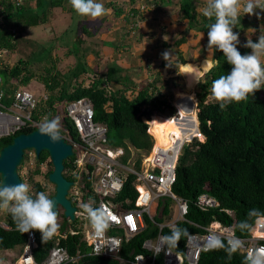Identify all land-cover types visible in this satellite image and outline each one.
<instances>
[{"label":"trees","instance_id":"16d2710c","mask_svg":"<svg viewBox=\"0 0 264 264\" xmlns=\"http://www.w3.org/2000/svg\"><path fill=\"white\" fill-rule=\"evenodd\" d=\"M136 2H145L152 9H140L139 6H133ZM197 3L198 0H109L107 5L114 9V14L123 15L124 20L130 23L129 30L123 33L124 36L136 33L139 28L138 21L146 17L142 14L143 11L152 10L156 14L166 6H176L178 19L186 20L185 28L174 39L159 42L163 49L169 48L176 54L167 69L169 73L173 72L176 75L163 78L160 69L164 65V59L163 56H159L160 59L156 60L153 66H147L149 73L146 80L137 84L133 74L127 72L129 66L116 62L117 58H111L105 65L103 79L93 78L90 83L84 84L78 77L88 72L90 68L83 59L84 51L82 50L80 54L78 48L83 40L77 38L75 41L78 43L77 48L67 51L70 55L75 52L77 57L75 65L67 73H61L56 68L55 60L51 58L50 52L54 43H51L52 47L49 48L48 60L43 59L38 68L30 66L23 46L18 45L22 38L21 32L27 27L48 22L51 16L53 17L54 8L76 13L68 0H33V2L31 0H0V55H2L0 73L5 78L4 87L6 84L4 90L0 89V109L11 108L15 92L20 89L30 90L25 86L35 79L42 84L45 94L35 95L30 90L35 98V105L30 109L31 120L41 124L45 118L57 119L60 134L76 140L78 137L74 124L65 108L72 101L87 97L93 105L94 121L103 122L107 126V142L110 145H122L126 149L125 157L129 155L128 145L141 151L149 150L153 144V138L147 132V124L142 121L141 116L145 115L149 119L153 113L173 115L174 107L170 103L173 92L175 91L174 98L184 94L183 86L175 83L176 78L180 77L178 70L186 62L196 61L194 57L183 54V51L178 48L182 43L188 42V35L191 31H194V35L201 34L204 42L207 43L208 26L215 22L214 17L209 19L202 14V11L197 10ZM255 22V16L240 14V22L233 28V31L241 33L255 25ZM78 24L86 34H90L84 22ZM139 35L141 36L142 33ZM252 41L257 42V39H252ZM115 45L118 44L115 43ZM243 45L241 41L237 45L241 54H250L252 50ZM115 49L118 47L115 46ZM6 52L8 56L17 57L11 66L8 65L9 60L5 58ZM211 52L212 64L201 74L195 89L199 107L198 127L205 138L203 141L194 139L191 145L184 146L185 151L178 158L172 190L187 199L189 219L206 223L217 217L225 223L235 224L237 234H245L247 230L242 232L237 228V224L247 221L251 226L254 218L257 217H249L248 213L251 210L255 209L260 214L259 216H264V85L254 95L250 94L247 100L229 103L221 109L219 103L210 99L211 84L214 79L226 75L231 70V65L227 63L221 51L213 48ZM48 61V65L43 63ZM59 103L62 104L63 109L62 119L58 112ZM156 115L153 114L149 120L148 131L150 133H152L150 123L155 120ZM35 127L36 125H25L12 133L0 135V147L11 142L16 134L30 131ZM29 151L31 148L24 151V158L18 166L19 172L28 162L26 157L29 156ZM184 156H189V160H183ZM73 158L74 156H69L63 160L65 167ZM43 162H48L51 166L46 150L34 156L32 163H27L34 165L33 170L28 169L24 174L20 173L22 179L31 182L30 195L33 198L36 193H46L48 185L51 184L47 178L51 168L43 173L39 168ZM37 173L41 177L35 178L34 174ZM132 179L133 176L129 175L118 198L125 196L131 197L132 200L135 198L136 190L132 186ZM201 192H207L217 198L219 206L199 210L193 202ZM52 193L50 191L46 195L50 198ZM221 208L234 210L235 217H229L221 211ZM55 211L58 216V229L63 231L66 224L63 209L58 206ZM7 215V224L10 227L5 229L0 226V251L21 246L26 237V233L19 231L17 221L11 213L8 212ZM176 227L186 232L192 230L186 222H180ZM33 231L38 243L33 254L35 259L41 262L52 244V239L42 240V234L38 230ZM171 232L172 230L169 229L163 230L166 235H171ZM182 236L184 235H181L177 246L180 245ZM77 240L78 237L75 235H69L66 239H61L60 244L66 246L69 253L73 254ZM139 241V238L134 239L125 247L139 252L141 251ZM80 248L84 249L85 245L81 244ZM93 259L113 262L108 258L84 256L77 263L68 262L66 264H91L90 261ZM243 261L244 257L238 251L229 258L227 252L220 248L203 253L200 264H243Z\"/></svg>","mask_w":264,"mask_h":264},{"label":"built area","instance_id":"2783aa9c","mask_svg":"<svg viewBox=\"0 0 264 264\" xmlns=\"http://www.w3.org/2000/svg\"><path fill=\"white\" fill-rule=\"evenodd\" d=\"M34 105L35 98L31 91L17 90L12 107L0 110V128L5 129V133L0 135L12 133L25 125H39L30 119V109ZM65 109L73 119L78 134L76 141L68 138L74 149V158L63 170L66 178L72 181L68 196L76 207L74 219L66 218L65 229H57L50 238L52 244L41 262H37L33 256L38 246L35 233L33 230L27 232L14 264H64L86 255L112 257L118 262L130 264H200L202 254L209 252L204 250L205 243L213 234L226 243L228 239L238 238L242 242L238 252L244 258L249 250L264 245V216H258L245 234H237L235 224L225 223L217 217L206 223L189 219L187 199L172 191L176 162L183 143L194 137L200 140L204 137L196 123L194 127L192 122L190 126L193 129H188L191 138L181 140L175 136L164 147L153 144L148 152L141 154L137 163L134 155L123 159L122 149L107 145L106 127L93 121L92 103L88 98L76 99ZM28 153L27 161L32 163L34 152ZM129 175L133 176L131 183L136 190L135 198H118ZM193 203L199 210L219 206V201L208 193H200ZM83 204H90L94 208L104 206L109 215L115 217L103 237L94 235ZM221 211L231 218L235 217L231 209L221 208ZM7 213L0 210V226L5 229L10 227ZM180 222H186L192 230L182 236L179 246L169 249L170 253L163 245L164 248L156 255L161 237L166 236L163 230H172ZM69 235L78 237L73 256L66 246L60 244V240ZM138 238L141 251L129 249L126 252V244ZM81 244L86 246V250L80 248ZM123 252L129 255L128 258L122 255Z\"/></svg>","mask_w":264,"mask_h":264},{"label":"clouds","instance_id":"9594fccd","mask_svg":"<svg viewBox=\"0 0 264 264\" xmlns=\"http://www.w3.org/2000/svg\"><path fill=\"white\" fill-rule=\"evenodd\" d=\"M68 3L70 4L71 8L77 13V15L83 17H89L91 20L101 18L105 15L106 10L104 4L97 2V0H68ZM256 9H260L261 11H264V0H244L243 4L241 3V0H205V7L203 8L202 14L205 17H208L209 19L213 17L215 18V22L211 23L208 26L207 48L208 49L214 48L216 50L221 51L227 63L231 65V70L226 75L219 76V78L214 79L211 84L210 99L219 103L221 109H223L229 103H233V102L239 103L241 101L247 100L250 94L254 95L255 92L261 89L262 85H264V59H262L264 58V33L260 34L258 38V42H253L252 39L249 38L243 46L246 48H250L252 51L250 54H241V52L237 48V45L240 43L239 33L233 31V28L240 22L241 11L244 14L252 15L255 13ZM256 14L259 18V14L258 13ZM162 56L166 61H168L170 55L168 51H165L164 53H162ZM205 63H207V61H205ZM198 79L197 81H199ZM81 98H87V97H81ZM61 103L58 104V108H62ZM170 103L174 107L173 115H179L180 113L177 110L175 99L174 100L173 98L170 99ZM186 106H189V104H187ZM196 106H197V101L194 103V107ZM197 111L198 110H194L193 113H195L194 116L196 117L197 128L201 132V130L198 127L199 122L197 118ZM153 114H158V113H153ZM153 114L149 116V119L145 115L143 116L146 118L144 122H146L147 124V132L152 136L153 144H155V138L153 134L148 131V123H147V121L150 120ZM160 115L173 116L166 114H160ZM93 116H94V109H93ZM68 117L73 122L74 128L76 130V126L73 119L69 115ZM94 122L101 123L106 127V137H107V126L103 122H98V121H94ZM38 126H40L39 132L41 134L48 135L53 142L58 141L61 138L59 121L57 119L48 120L47 118H45V120L36 127ZM62 136L72 146V143L68 141V137L64 135ZM204 138L205 136L203 137L202 140H200L197 137H194L192 140L188 141L187 143H183L182 147L185 145L188 146L191 145L194 139L203 141ZM107 145L109 147L122 149L123 151V153L121 154L122 158L127 159L128 156L125 157L126 149L122 145H110L108 142ZM129 147H131V149L133 150L132 155H134V157L137 158L136 159L137 163L140 161L141 154H143L144 152H148L150 150L149 149L147 151H141L135 149L131 145H128L127 147L128 153L130 150ZM182 147L180 149L179 156L182 153ZM72 150L74 152L73 146H72ZM31 151L34 152L33 148H31ZM34 156H35V152H34ZM23 158H24V154H23ZM177 162H176V166H177ZM63 170H62V174L64 175ZM20 173L21 172L18 171L19 175ZM175 178H176V167H175ZM51 184L53 183L51 182ZM0 185H3V182H0ZM52 192L54 193V189L52 190ZM46 193L45 192L36 193L35 198H33V196L30 195V186L23 182L18 185L0 186V210H4L11 213L13 218L18 222L17 226L19 231L23 233H27L30 230H38L42 234V240L50 239L56 233L59 224H58L57 212L55 211L54 208V201L50 199L48 195H46ZM201 193H207V192H201ZM67 197L71 200L72 205L75 206L74 201L68 196V194ZM82 208L86 213V217L90 223L94 235L97 238L103 237L105 231L109 227L110 221L114 220L115 217L110 216L109 212L107 211V209H105L104 206L94 208L90 204H83ZM248 215L249 217L252 216L258 217L260 214L258 213L257 210L253 209L248 213ZM257 217L254 218L253 222L256 220ZM66 218L68 217H65V219ZM237 228H239L243 232L245 230H249L250 225L247 221H241L237 224ZM182 234L187 235L186 230H182L179 227L173 228L171 235H166L161 237L160 246L155 250V254L159 255L160 251L164 248L162 247L163 245L167 246V252L170 253L169 249L174 248L178 245V242ZM241 246H242V242L238 238L228 239L227 243L225 244V242L220 238V236L213 234L208 237L205 243L204 250L210 251V250L223 248L227 252L228 257L231 258L232 255L241 248ZM18 247L20 248V246ZM84 249L86 250V246ZM127 250L129 249L126 248V252ZM97 252L99 254V250H97ZM74 254L75 253L70 255L73 256ZM122 255H125L126 258H128L129 256L125 254V252H123ZM86 256H91V255H86ZM17 257L13 261V264L16 261ZM92 257L108 258L113 260V262H108V263L121 264V262H118L116 259L112 257H103L97 255ZM80 259L75 261H68V262L77 263ZM68 262H65L64 264ZM243 264H264V245L254 247L253 249L249 250L244 258Z\"/></svg>","mask_w":264,"mask_h":264},{"label":"rangeland","instance_id":"374dc122","mask_svg":"<svg viewBox=\"0 0 264 264\" xmlns=\"http://www.w3.org/2000/svg\"><path fill=\"white\" fill-rule=\"evenodd\" d=\"M33 2V0H31ZM97 2L103 3L105 7V15L101 18L91 20L89 17H83L77 15V13L64 12L60 8L53 9V17L46 23H40L31 27L25 28L21 32L22 38L19 40V46H23L24 54H27L28 61L31 67L38 68V65H41L42 60H48L49 58V48L51 43L55 44L51 48V58L54 59L56 68L61 73H67L76 63V54L75 52L70 55L68 49H76L78 43L75 42L77 38L83 40L79 44L80 54L82 50L85 53L83 59L86 61L89 66V70L86 73L81 74L78 79L88 84L92 81L93 78H102L103 72L105 70V65L107 62L113 58L116 59L120 64L129 66L128 74H133L137 84L144 82L148 76V65L153 66V63L156 60H159L162 56V53L165 51L169 52L168 61L164 58V65L160 69V72L163 78H169L176 74L169 73L168 65L171 60L175 59L176 54L169 48L163 49L159 42L160 40H172L174 39L184 28L186 20H179L178 12L176 6L169 5L164 7L161 11L155 13L152 10L143 11L142 14L146 17L142 21H138L139 28L136 33H129L123 35L124 32L129 30L130 23L124 20L123 15H115L114 9L107 5L109 0H97ZM241 3H244V0H241ZM133 6H139L138 8H150L151 6L146 5V3L136 2ZM143 6V7H142ZM205 7V0H198L197 10L203 11ZM259 14V18L257 14ZM242 16H251L249 14H244L241 11ZM255 16L256 22L255 25L248 27L247 29L239 33V40L245 44L246 41L250 39H257L261 33H264V11L256 9L255 13L252 14ZM156 16V17H155ZM84 18V19H83ZM156 18V19H154ZM85 20V21H84ZM84 22L87 26L90 34H86L81 25L78 23ZM139 33H142L140 36ZM125 39V40H124ZM101 41H104L103 43ZM31 43L32 45H27ZM117 43L118 45H115ZM115 46L118 49H115ZM52 47V46H51ZM179 50L183 51V54H189L196 61H189L190 63H195L200 65L203 60L212 61V52L211 49L207 48V43L204 42V37L199 35H194V31L188 35V42L182 43ZM251 53V52H250ZM160 56V57H159ZM5 58L9 60L8 65L11 66L15 63L16 56L9 55L6 52ZM264 59V58H262ZM41 60V61H38ZM39 62V63H38ZM149 62H151L149 64ZM197 62V63H196ZM49 64L48 62H43ZM181 67V66H180ZM180 77L176 78L177 84L183 86L184 95L190 92L185 85V75L181 68L178 70ZM205 72V71H204ZM1 84L0 89H5L4 83L5 78L2 73H0ZM200 78V76L198 77ZM74 80V79H73ZM72 80V81H73ZM199 80V79H198ZM25 87L30 89L35 95L45 94L42 84L37 82L35 79H32L28 82ZM3 85V86H2ZM196 85L192 88V93L195 96ZM175 92V91H174ZM174 92L171 97L174 100ZM5 100V97H3ZM196 102V98H195ZM195 110H198L199 107H194ZM3 111V109H0ZM60 118L63 116V109L58 108ZM11 112H8L10 114ZM149 125V124H148ZM152 130V125H150ZM5 133L4 128H0V134ZM184 146L182 147V152L184 153ZM189 156L182 157L183 160L188 161ZM28 157H26V160ZM28 163V162H27ZM25 163L23 168H21V173L33 170L34 165ZM41 172L43 173L46 170L52 168L48 162H43L39 165ZM35 178L41 177L39 173L34 174ZM22 182L29 185L31 188V182L27 179H22ZM54 185H48L46 192H52ZM19 247L0 251V264H13L12 262L19 255Z\"/></svg>","mask_w":264,"mask_h":264},{"label":"water","instance_id":"95a60500","mask_svg":"<svg viewBox=\"0 0 264 264\" xmlns=\"http://www.w3.org/2000/svg\"><path fill=\"white\" fill-rule=\"evenodd\" d=\"M141 118L142 121L146 120L143 115ZM39 128L40 126L27 132H20L12 138L11 142L0 147V182H3V185L0 186L22 183L17 168L23 159L25 149L33 148L35 156H38L42 150H46L52 164V169L48 172L47 178L54 184V193L50 199L54 201L55 209L58 205L61 206L64 216L73 220L75 206L72 205L71 200L67 197L72 181L62 174L64 168L63 160L73 154L72 146L62 135H60L61 138L58 141L53 142L48 135L41 134ZM90 263L111 264L96 259L91 260ZM121 264L130 263L124 262Z\"/></svg>","mask_w":264,"mask_h":264},{"label":"bare ground","instance_id":"6f19581e","mask_svg":"<svg viewBox=\"0 0 264 264\" xmlns=\"http://www.w3.org/2000/svg\"><path fill=\"white\" fill-rule=\"evenodd\" d=\"M205 61H207V63H205ZM210 66L211 62L209 60H203L199 67L197 64L190 62H186L180 67L185 75L184 83L190 92L186 95L183 94L182 96L174 98L180 115L162 116L157 114L154 118L155 120L150 123V125H152V134L155 138V146L164 147L168 145L175 136L180 137L181 140L191 138L188 129H193V127L190 126L192 122L194 127L196 123V117L193 113L195 110V97L192 93V88L196 84L198 77ZM187 104H189V106H186ZM149 122L148 120L147 123L149 124Z\"/></svg>","mask_w":264,"mask_h":264},{"label":"crops","instance_id":"0c3cea01","mask_svg":"<svg viewBox=\"0 0 264 264\" xmlns=\"http://www.w3.org/2000/svg\"><path fill=\"white\" fill-rule=\"evenodd\" d=\"M209 61L211 62V60H210V59H209ZM129 148H130V150H129V153H128V154H129V155L131 154V156H133V155H132V153H133V150L131 149V147H129ZM129 155H127V156H129Z\"/></svg>","mask_w":264,"mask_h":264}]
</instances>
